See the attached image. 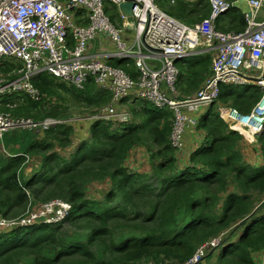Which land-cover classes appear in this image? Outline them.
<instances>
[{"label":"trees","instance_id":"16d2710c","mask_svg":"<svg viewBox=\"0 0 264 264\" xmlns=\"http://www.w3.org/2000/svg\"><path fill=\"white\" fill-rule=\"evenodd\" d=\"M156 1L164 11L189 23L202 22L211 14L208 0L193 7L179 0ZM232 10L222 23L218 21L217 28L243 31L247 17ZM116 11L113 20L118 17ZM203 56L180 65L184 94L197 91L209 76L211 56ZM111 63L136 74L132 63L126 65L119 59ZM35 85L44 99L6 95L0 111L36 121L68 119L60 102L61 91L71 93L85 106L106 105L111 99L110 93H102L92 80L78 91L43 74ZM237 86H222L219 100L198 126L205 142L191 151L184 164L171 146L174 113L151 104L143 106L136 120L125 124L121 132L110 122L90 123L91 137L79 144L71 160L57 152L72 149L73 122L51 128L41 138L33 131L32 142L17 156L0 152V214L13 218L31 201L61 199L72 204L69 215L58 224L39 218L31 225L2 229L0 264L184 263L201 246L219 237L220 245L210 247L206 255L210 260L216 258L212 264H257L255 254L264 250V132L258 145L249 144L224 121L220 108L230 101L248 113L262 90L258 85L243 90ZM208 135L212 141L206 144ZM146 142L153 145L149 154L152 152L156 161L140 173L128 171L126 159L146 148ZM255 155L259 161L252 160ZM34 156L43 158V163L28 176ZM92 182L112 184L103 200L87 199L86 188ZM231 183L234 191L229 188Z\"/></svg>","mask_w":264,"mask_h":264},{"label":"built area","instance_id":"2783aa9c","mask_svg":"<svg viewBox=\"0 0 264 264\" xmlns=\"http://www.w3.org/2000/svg\"><path fill=\"white\" fill-rule=\"evenodd\" d=\"M208 1L209 18L186 23L164 11L156 0H0V66L15 65L0 74V100L6 95L42 100L35 81L43 74L77 89H84L92 78L99 89L110 93V102L78 119L110 122L120 128L133 122V112L126 105L129 101L168 109L174 113L171 146L179 155L187 152V131L200 132L201 117L219 100L223 85L256 83L262 94L250 112L222 106L220 114L231 129L258 137L264 132V20L258 21L257 16L264 0H248L253 17H247L248 25L240 32L217 28L220 17L233 9V1ZM106 2L118 10V19L107 14ZM124 2L134 4L131 16L119 9ZM127 24L133 29H126ZM206 53L212 58L209 76L197 91L184 94L178 88L180 65ZM118 59L132 63L135 76L111 63ZM63 122L36 121L0 111V141L18 128L47 130ZM0 151L16 156L3 145ZM63 201L28 207L21 223L18 217L0 214V231L31 225L39 218L57 224L72 209ZM220 242L221 237L204 244L184 263L143 264H200L210 247ZM263 254H255L257 264H264V257L259 258Z\"/></svg>","mask_w":264,"mask_h":264},{"label":"rangeland","instance_id":"374dc122","mask_svg":"<svg viewBox=\"0 0 264 264\" xmlns=\"http://www.w3.org/2000/svg\"><path fill=\"white\" fill-rule=\"evenodd\" d=\"M179 1H183L184 2V0H179ZM106 11H107V14L110 15L111 18H113V15L115 14L114 5L111 4L109 6L108 2H106ZM117 12L118 11H116V13ZM229 13L233 14L234 11L231 10ZM227 15L221 16L219 21L224 19ZM117 19H118V17H117ZM257 20L258 21L264 20V8L259 12V14L257 16ZM185 60H190V58H187ZM180 64L181 63H179L178 65H180ZM2 73H3V71L0 70V74H2ZM181 84L182 83H179V85H178V88L180 90H182V85ZM237 87H238V90H243L245 88L244 86H237ZM100 91L102 93H104L101 89H100ZM61 96H62V99H60V102L63 104L64 109L66 110V112L68 114L67 118H71L70 119L71 121H75V124H77L80 127L79 134H81L82 136H85L84 139H78V138L76 139V143L74 145V148H72L70 152H68V149H58L57 153L59 155H61L62 157H65L68 160H71V156H72L73 153L76 152L77 147L79 146V144L82 141H84V140L88 139L89 137H91V135H92L89 129H87V130L85 129L87 122H84L83 119H78V117L85 116L87 112L91 113L97 107L88 106V105H87L88 106L87 107V106H85L83 104H80L77 100L74 99V97L72 96L71 93H67L65 91H61ZM136 104H138V106L141 109L143 106H146L149 103H146V102H143V101H135L133 103H131L129 101V102L126 103V105L128 106L129 110L131 112H133V117H134L133 120L134 121L136 120L137 112L140 111V109L136 110L137 109ZM98 107H100V106H98ZM214 110H217V106L214 108ZM137 120H139V117L137 118ZM124 127H125V125L120 127V128L113 127V129L121 132V131H123ZM32 132L33 131H31V130H29L27 128H18L16 130H14V132H9L10 134L6 133V137H9V138L13 137V140H17V142L21 143L22 146H23L21 150L24 151L27 148L28 144L30 142H32V140L34 138V135H33ZM199 133H200L199 138L204 137L202 131H200ZM16 134L18 135V137H17ZM207 138H208V140L206 141V144L211 143L212 137L208 135ZM244 138L246 139V141H248L249 144H257L258 137H250V136L244 135ZM2 144H3V140L0 141V145H2ZM144 145H146V148L143 147L141 151H139V149H141V148H139L138 150L135 151V153L132 154V156H130V157H128L126 159L125 166H126L128 171H131V172H134V173L135 172H139L140 173V172H142L144 170H147V168H150L152 166V163L156 161V158L152 157V152H151V155L149 154V149L151 150V146H153L151 144V142H146ZM146 149H148V151ZM18 151H19V149H18ZM42 160H43V158L42 159L40 158L38 160V163L32 164V167L28 170L29 176H31L34 171L40 170V168L42 166V163H43ZM252 160L259 161L260 157L255 155ZM144 165H145L146 168L144 167ZM131 172H129V173H131ZM149 172H152V170H150ZM24 179H27V178L25 177ZM111 186H112V184H110V182H108V183L107 182L106 183L105 182H95V183L92 182V183H89L87 185V188H86L87 199L103 200L105 198L107 192L110 190ZM229 188L231 189V191H234L235 190L234 184L231 183V186H229ZM225 195L226 194H224V196ZM258 197H260L259 194H258ZM263 197H264V195H263ZM55 200H58V199H54L52 201H55ZM63 202L64 203H68V201H63ZM40 204H43V202H34L33 203L31 201L30 204L28 205V207L33 209V208L39 207ZM28 207H27V209H28ZM27 209L26 208L25 209H21V212H20L19 215H12L13 213L11 215L14 216V217H18L19 223H21L22 219H25L27 214H28V210ZM259 214L260 213H258V215ZM235 239H237V238H235ZM207 262H210V261H207Z\"/></svg>","mask_w":264,"mask_h":264},{"label":"crops","instance_id":"0c3cea01","mask_svg":"<svg viewBox=\"0 0 264 264\" xmlns=\"http://www.w3.org/2000/svg\"><path fill=\"white\" fill-rule=\"evenodd\" d=\"M175 1L177 2L178 0H175ZM199 1L200 0H184V2H185L184 4L187 7H193L195 4H196V6H198L197 4H198ZM178 19H180V18H178ZM182 21L189 23L187 21V19L186 20L183 19ZM220 22L222 23L223 22V19ZM208 55H210V54L206 53V54H204L203 57H206ZM211 65H212V59H211V64H210V70H211ZM247 74H250V72L248 71ZM249 85H258V84H256V83H250V84H244V85H238V86H244V87H246V86H249ZM222 106L235 107V106L232 105V102H230V101H228L226 104H222L221 107ZM136 107L139 108L138 104H136ZM73 126H74V130H73V139H74V142H73V145L72 146L75 145L77 138L78 139H84L85 138V136H82L81 134H79L80 127L77 124H75V123H73ZM87 126H90V123H87L86 124V127H85L86 130L89 129V127H87ZM35 133H36L35 136L37 138H41V137L44 136L45 131L42 130V129H40L39 131H36ZM199 135H200V133L196 132L195 130H193V131L192 130H188L187 131V135H186L187 152H182V154H179V156H180V159L179 160H180V162L182 164H184V163H186V162L189 161V157H190L191 151H193L194 149H196L197 147H199L200 144H203L205 142V137L199 138ZM17 137H18V135H17ZM258 144H259V142L257 141V144H251V145H258ZM3 146H4L5 151L12 152V153L21 152L22 151L21 149L23 147L21 143L17 142V140H13V137L9 138V137H6V135H5V138L3 140ZM18 149H19V151H18ZM65 149H69V148H65ZM70 151L71 150L69 149L68 152H70ZM33 158H34V163H38V160L41 157H35L34 156ZM182 164H180V165H182ZM27 174L29 176V172ZM262 252H264V250ZM263 257H264V254L261 255L259 258H263ZM215 259L216 258H214L213 260L206 259L207 261H210V262H207V261L204 260V262L202 264H212Z\"/></svg>","mask_w":264,"mask_h":264},{"label":"water","instance_id":"95a60500","mask_svg":"<svg viewBox=\"0 0 264 264\" xmlns=\"http://www.w3.org/2000/svg\"><path fill=\"white\" fill-rule=\"evenodd\" d=\"M133 6H134V4L132 2H124V3L120 4L119 9L123 12V14L125 16H131ZM233 8L240 10L243 14H245L249 18L253 17V12H252V9H251V6H250L248 0H234L233 1ZM125 27L128 30L133 29V25H131V24H127V25H125ZM212 252H214V251H212ZM206 259L207 258L205 257L204 260H206ZM202 263H200V264H202Z\"/></svg>","mask_w":264,"mask_h":264},{"label":"clouds","instance_id":"9594fccd","mask_svg":"<svg viewBox=\"0 0 264 264\" xmlns=\"http://www.w3.org/2000/svg\"><path fill=\"white\" fill-rule=\"evenodd\" d=\"M209 4H210V3H209ZM210 7H211V6H210ZM233 9H234V8H233ZM245 16H246V15H245ZM246 17H247V16H246ZM218 21H219V20H218ZM186 23H187V22H186ZM210 56H211V55H210ZM193 58H194V57H193ZM193 58H192V59H193ZM192 59H190V60H192ZM211 59H212V58H211ZM10 66H11V67H15V65H10ZM10 66H9V67H10ZM0 67H1V66H0ZM6 67H8V66H6ZM11 67H10V68H11ZM0 70H1V69H0ZM2 71H3V70H2ZM7 71H9V70H7ZM210 71H211V70H210ZM37 80H38V79H37ZM37 80H36V81H37ZM58 80H59V79H58ZM91 80L94 82V79L91 78V79L88 80L86 86L88 85V83H89ZM60 81H61V80H60ZM61 82H62V81H61ZM62 83H64V82H62ZM94 83H95V82H94ZM64 84L66 85V83H64ZM95 84H96V83H95ZM66 86H67V87H70V86H68V85H66ZM96 86H97V85H96ZM97 87H98V86H97ZM37 88H38V87H37ZM70 88H73V89H75V90L81 91V90H84L86 87H85L84 89H83V88H82V89H77V88H74V87H70ZM38 89H39V88H38ZM39 91H40V90H39ZM40 92H41V91H40ZM194 92H195V91H194ZM41 94H42V96H43V93H42V92H41ZM2 98H3V97H2ZM2 98H1V100H2ZM43 99H44V96H43ZM1 100H0V104H1ZM95 109H96V108H95ZM139 109H140V107L137 108L136 110H139ZM93 111H94V110H93ZM93 111H92V112H93ZM92 112H91V113H92ZM46 118H52V117H46ZM46 118H45V119H46ZM52 119H54V120H63L64 122H63V123H60V124H57V125H55V126H53V127H50L49 129H51V128H55V127L60 126V125H63V124L66 123V122H73V123H75V121H71V120H70L71 118H68V119H58V118H55V117H54V118H52ZM84 122H87V121H84ZM97 122H99V121H97ZM133 122H134V120H133ZM87 123H95V122H87ZM49 129H47V130H49ZM47 130H44V131H47ZM198 130H199V129H198ZM199 131H200V130H199ZM241 134H242V133H241ZM258 137H259V136H258ZM3 140H4V139H3ZM2 145H3V144H2ZM72 148H74V146H72ZM4 150H5V149H4ZM0 152L4 153V154L6 155L5 152H3V151H0ZM6 152H7V151H6ZM9 153H10L11 155H16V156L18 155L17 153H12V152H9ZM6 156H7V155H6ZM9 157H11V156H9ZM12 157H13V156H12ZM64 201H65V200H64ZM69 203H70V202H69ZM71 205H72V204H71ZM71 210H72V209H71ZM71 210H70V212H71ZM62 221H64V219H63ZM59 223H60V222H59ZM57 224H58V223H57Z\"/></svg>","mask_w":264,"mask_h":264}]
</instances>
